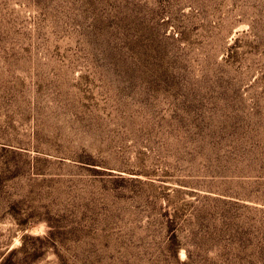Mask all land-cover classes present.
I'll return each mask as SVG.
<instances>
[{"label": "rangeland", "instance_id": "1", "mask_svg": "<svg viewBox=\"0 0 264 264\" xmlns=\"http://www.w3.org/2000/svg\"><path fill=\"white\" fill-rule=\"evenodd\" d=\"M0 264H264V0H0Z\"/></svg>", "mask_w": 264, "mask_h": 264}]
</instances>
